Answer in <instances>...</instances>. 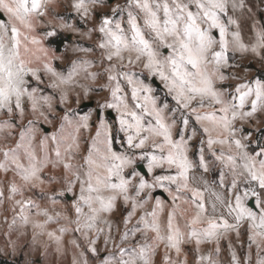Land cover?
Masks as SVG:
<instances>
[{"label":"snow or ice","instance_id":"obj_1","mask_svg":"<svg viewBox=\"0 0 264 264\" xmlns=\"http://www.w3.org/2000/svg\"><path fill=\"white\" fill-rule=\"evenodd\" d=\"M0 258L264 264V0H0Z\"/></svg>","mask_w":264,"mask_h":264},{"label":"rangeland","instance_id":"obj_2","mask_svg":"<svg viewBox=\"0 0 264 264\" xmlns=\"http://www.w3.org/2000/svg\"><path fill=\"white\" fill-rule=\"evenodd\" d=\"M258 67V66H257ZM52 129L51 128H49L48 129V131L50 132ZM10 259V258H9ZM69 261H70V257H69ZM0 264H4V261H3V259L2 258H0Z\"/></svg>","mask_w":264,"mask_h":264}]
</instances>
